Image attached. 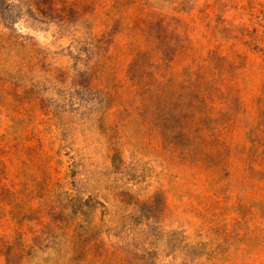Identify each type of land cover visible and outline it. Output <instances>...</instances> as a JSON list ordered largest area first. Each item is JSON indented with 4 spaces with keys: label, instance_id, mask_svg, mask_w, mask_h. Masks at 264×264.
<instances>
[{
    "label": "rangeland",
    "instance_id": "374dc122",
    "mask_svg": "<svg viewBox=\"0 0 264 264\" xmlns=\"http://www.w3.org/2000/svg\"><path fill=\"white\" fill-rule=\"evenodd\" d=\"M0 264H264V0H0Z\"/></svg>",
    "mask_w": 264,
    "mask_h": 264
}]
</instances>
